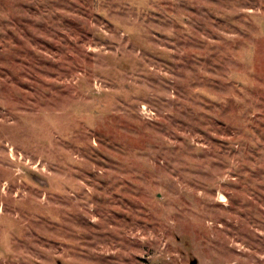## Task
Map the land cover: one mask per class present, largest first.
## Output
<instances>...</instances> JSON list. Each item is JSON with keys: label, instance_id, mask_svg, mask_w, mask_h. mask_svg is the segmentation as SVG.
<instances>
[{"label": "rangeland", "instance_id": "obj_1", "mask_svg": "<svg viewBox=\"0 0 264 264\" xmlns=\"http://www.w3.org/2000/svg\"><path fill=\"white\" fill-rule=\"evenodd\" d=\"M264 264V0H0V264Z\"/></svg>", "mask_w": 264, "mask_h": 264}, {"label": "water", "instance_id": "obj_2", "mask_svg": "<svg viewBox=\"0 0 264 264\" xmlns=\"http://www.w3.org/2000/svg\"><path fill=\"white\" fill-rule=\"evenodd\" d=\"M199 263V260H198V258H192L191 260H190V264H198Z\"/></svg>", "mask_w": 264, "mask_h": 264}]
</instances>
